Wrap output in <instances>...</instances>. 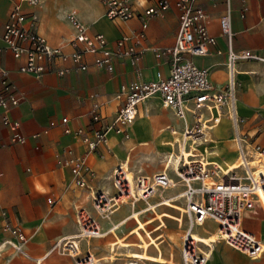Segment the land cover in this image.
I'll use <instances>...</instances> for the list:
<instances>
[{
  "label": "crops",
  "instance_id": "obj_1",
  "mask_svg": "<svg viewBox=\"0 0 264 264\" xmlns=\"http://www.w3.org/2000/svg\"><path fill=\"white\" fill-rule=\"evenodd\" d=\"M16 1L19 0H0V21L7 19ZM144 1L138 0L137 3L142 4ZM20 4L24 12L34 17L37 32L51 47H61L66 52L71 50L70 40L77 31L70 18L74 16L86 27L88 33H102L107 40V47L125 37V46L133 51L131 57L115 58L109 67L103 69L95 68L91 64L93 57L88 55L86 60L90 66L84 71L66 62L69 70L62 76L49 72L36 77L19 70L22 59L14 58L0 39V63L8 70L13 91L24 97L7 113L20 122V132L25 135L23 142H11L9 128L0 122V264H36L37 259H40L37 264H77L75 257L59 256L50 250L56 241L76 233L78 208L90 210L87 199L90 193L99 190L113 192L108 176L119 162L124 158L127 160L129 152L133 157L136 149L140 152L139 155L135 153L137 157L150 160V154L154 151L156 155H161L160 162L163 163L167 153L158 149L155 129H166L168 132L164 138L177 137L180 141L181 130L185 124L190 125L192 119L189 113H186L184 119L176 117L173 111L161 105L158 97H150L138 106L135 119L126 129L127 137L108 130L105 144L98 145L95 152L87 151L86 143L81 138L64 134V125L60 119L67 117L69 128H82L91 139L94 129L100 124L91 120L93 103L99 106L102 122H109L117 106L114 95L121 84L153 79L157 72L166 75L168 58L156 57L151 49L173 45L177 11L173 6L166 12L148 17L144 37L139 38L141 23L137 17L111 20L106 17L104 6L99 0H37L34 5L21 0ZM200 5L208 15V32L216 42L208 47L207 55L194 56L192 61L197 66L208 68L213 85L222 86L227 79L225 63L228 39L222 34L219 18L229 7L231 45L234 51L251 50L264 56V0H229V4L223 0L215 4L209 0H200ZM144 47L150 49L143 50ZM235 69L238 82L236 108L245 119L240 129L252 134L259 124L257 113L264 116V62L239 60ZM50 121L54 125H50ZM207 136L210 141L198 149L200 152L205 149L206 157L218 161H232L236 158L237 151L232 140L233 125L229 118L223 116L208 131ZM128 141L134 143L133 147L127 146ZM144 141L151 145L139 144ZM255 141L264 145V135H258ZM174 143L176 153L178 141L174 140ZM64 148H70L85 157L91 170L87 174V187L76 186L69 169L62 165ZM139 161L140 166L132 169L133 173L151 176L166 170L170 176L175 175L171 168H164L165 162L163 169L157 170L156 157L153 166L156 171L150 174L148 168L141 166L144 161ZM183 189V185L177 183L157 194L162 201H183L179 196ZM84 193L87 203L81 205L79 202ZM127 204H121L120 209L115 210L116 214ZM158 207L162 210L167 208L161 204ZM132 208L122 216L124 219L134 210V205ZM146 212L154 213L147 210L140 215ZM241 225L259 239L263 247L260 255L249 257L242 251L216 241L207 264H264L262 207L256 204L246 210ZM9 227H17L24 232V248L28 257H10L9 247L4 243L12 238ZM92 245L97 249L100 246L98 240H93Z\"/></svg>",
  "mask_w": 264,
  "mask_h": 264
},
{
  "label": "built area",
  "instance_id": "obj_2",
  "mask_svg": "<svg viewBox=\"0 0 264 264\" xmlns=\"http://www.w3.org/2000/svg\"><path fill=\"white\" fill-rule=\"evenodd\" d=\"M26 1L31 5L37 3V0ZM99 1L104 6L106 17L111 20L137 17L141 23L139 38L144 37L148 17L175 7L177 30L173 45L151 49L156 57L168 58V73L161 75L157 72L153 79L121 84L114 95L117 106L109 122H102L103 116L99 112V106L93 103L91 120L100 124L94 129L91 139L82 128H69L68 118L65 116L60 119V123L64 125L63 133L81 138L86 143L87 151L95 152L98 145L105 144L108 130L127 137L126 129L135 119L138 106L153 96L158 97L161 105L173 111L178 118L184 119L186 113H189L192 123L185 124L181 130L178 155L174 158L164 157V168H171L175 180L166 170L151 176L133 173L128 177L118 165L109 176L117 194L109 195L104 190L92 193L93 211L98 216L107 217L125 198H130L132 203H135L181 183L184 189L179 196L185 201L184 213L189 222V230L182 239V264H207V248L192 239L191 230L195 226H203L208 219L216 224L218 241L246 253L249 257L260 255L263 249L259 239L241 225V218L246 210L256 204L264 210V145L255 141L258 135H264V116L257 113L259 124L252 134L240 129L245 119L238 114L236 108L238 82L235 77V65L239 60L264 62V56L251 50H233L228 7L219 18L222 34L228 39L225 63L227 79L224 85L215 86L210 81L208 68L197 66L192 61L194 56L207 55L208 47L216 42L208 32L209 19L200 5V0H145L142 4L137 3L138 0ZM209 1L215 4L219 0ZM223 1L229 4V0ZM20 2L21 0L14 2L7 19L0 21V39L14 58L22 59L19 67L22 72L36 77L49 72L62 76L69 70L66 62L82 71L88 69V55L93 57L91 64L97 69L109 67L115 58L133 55L132 49L125 46V37L107 47V40L102 33H88L86 27L74 16L70 18L77 31L70 40L71 50L66 52L61 47H51L37 32L34 17L23 11ZM23 98L13 91L12 83L8 79V70L0 63V122L9 128L11 142L25 140V135L20 132V122L7 113ZM188 103L190 105H187ZM223 116L232 122V140L238 159V167L227 171H222L215 163H206L205 149L198 152L200 146L210 141L208 131L216 126ZM49 124L54 125V122L50 121ZM183 151H186V156ZM191 151L194 154L189 155ZM62 153V165L69 169L74 184L80 188L87 187V174L91 170L85 157L70 148L62 149ZM210 179H213V182ZM76 223V233L56 241L50 251L57 252L59 256L75 257L77 264H88L92 254L87 250L80 256V241L85 240L87 244L90 239L99 238L104 233L94 213L84 207L78 208ZM8 230L12 238L4 243L9 247L10 257H28L24 248V232L17 227H9ZM36 262L39 263L40 259Z\"/></svg>",
  "mask_w": 264,
  "mask_h": 264
},
{
  "label": "rangeland",
  "instance_id": "obj_3",
  "mask_svg": "<svg viewBox=\"0 0 264 264\" xmlns=\"http://www.w3.org/2000/svg\"><path fill=\"white\" fill-rule=\"evenodd\" d=\"M166 132L168 131L161 133L158 137H161L162 139H170L171 141H173L174 140L173 137L164 138V135ZM156 136L157 134L155 130V138ZM133 144L134 143L132 141L127 142L128 147H130ZM148 145L150 146L151 144L149 143ZM173 145L174 146L170 144H163V145L159 144L158 149L160 151L164 150V153H167V155H169L172 152H175L174 151L175 143ZM144 150L148 151V149L146 148ZM133 152H134V156L132 157V161L129 162L128 164L130 169H134V170L137 169L140 166L139 160L141 161L143 160L144 162L141 164V166L143 168H148L150 170L149 171V174H150L153 171H156V168L155 169L153 168L155 157L158 161L157 170L163 169L164 162L163 163L160 162L161 155H156L154 151H152L150 154V160H145V159H141L142 157H137V155H139L140 152L136 149ZM135 153L137 155H135ZM134 175H136V173H134ZM172 177L174 180L176 179L175 175L173 174H172ZM108 193L109 195H116L117 190L113 187V192H108ZM157 193L159 192H156L154 196L148 197L146 200L140 199L138 201H135V203H132V200L130 198H127V200L130 201L129 204L124 205L122 207L121 212H119L118 214H116V211L109 213L108 215L109 218L98 216L95 214V212L92 209V194H90L89 198H87L89 199V202H90L88 208L96 216L98 223L100 225L101 231L102 233H104V235L99 238L90 239L87 244L85 240L80 241L79 243L80 256H83L85 252L89 250L90 253L93 255V257L99 260L94 264H128L130 259L134 256L140 258L146 264H182V260H181L182 239L185 233L189 230V222L187 219V215L184 213L186 209H185V201L183 198H181L180 200H183L184 204H183V201H175L177 204H179L182 207V210H183L182 211L183 217H182L181 223L177 225V223L174 220L164 217L165 225L161 226L159 230L157 231V232H160L161 241L159 244L155 245V250L152 246L149 247L148 251L146 250L144 242L141 237L142 231L140 230V227L143 221L146 220L148 217L155 215V213L146 212V213L141 214L140 217L137 216L134 218H129L128 216L127 218H125L127 220H125V222L123 223L124 225H121L119 229L112 231V229L123 219L122 216H124L131 209H133L132 205H134V208H135L134 210L139 211L147 207L148 203L152 204V203L162 201V199L158 197ZM85 195L86 194L84 193L82 200H80L79 202V203H82L81 205H86L87 203L86 202L87 199ZM161 211H168L172 214L177 213L176 210L169 208V207L163 210L160 209V207H158L157 212H161ZM158 223H159V220L154 219L152 222L148 223L146 227L152 228ZM215 228H216V224L212 220L208 219L205 221L203 226H195L192 230L197 231L201 235L207 236L211 232H214L216 230ZM93 240L99 241L100 246L98 247V249L92 245ZM105 241L106 243H104ZM103 243H104V246L102 245Z\"/></svg>",
  "mask_w": 264,
  "mask_h": 264
},
{
  "label": "bare ground",
  "instance_id": "obj_4",
  "mask_svg": "<svg viewBox=\"0 0 264 264\" xmlns=\"http://www.w3.org/2000/svg\"><path fill=\"white\" fill-rule=\"evenodd\" d=\"M147 117H148V115H147ZM161 129L160 128L155 129L156 130V134H157V136H156V143L158 145L159 144L160 145L170 144V145L174 146L173 145L174 144V140L176 142L177 141L179 142V140H178L177 137H175L173 141H171L170 139H162L161 137H158L161 133H163V132L166 131V129H164V130H161ZM169 134H170V132H169ZM139 144L140 145H142V144H144V145L147 144L148 145L149 143H148V141H144V142H141ZM133 145H131V146L133 147ZM183 152H184V155L186 156L187 155L186 151H183ZM191 154H194V153L191 151V152H189V155H191ZM176 155H178V153L172 152L171 154L167 155V158H174ZM127 157H128L127 160L125 161V158H124L121 162H119V165H120V167H122L124 169V171L127 174V176L130 177V175L133 174V170L130 169L129 168V165H128L129 162H131V160H132V158H131L132 156H131V153L130 152H129V155ZM145 157H147V156H145ZM204 161L206 163H215V164H217V166L222 171H227L228 169L238 167V159L237 158H235L232 161H225V160L224 161H218L217 159H214V158L209 159L208 157H205ZM210 181L213 182V179H210ZM90 194H92V193H90ZM129 202L130 201H128L127 198H125L123 200V203H119L118 210L122 206L121 204H127ZM132 202H133V200H132ZM160 204L163 205V206H166V207H169V208H172V209L176 210L177 213L176 214H172V213H170L168 211L157 212V207ZM160 204H157V203H152V204L151 203H148V206L145 207V208H143L142 211L132 210L130 212V214H129V218H134V217H137V216L140 217V213L145 212L147 210H151V211H153L155 213V215L150 216L149 218H147L146 220H144L143 223H142V225H141V227H140V230L142 231V236L141 237H142V240L144 242V245H145V248H146L147 251H148V249H149L150 246H152L154 248V250H155V245H157V244L160 243L161 236H160V232H157V231L159 230V228L161 226L165 225L164 217L170 218V219L174 220L176 223H180L182 221V217H183L182 211L183 210H182V207L179 204H177L176 202H171L170 200H165L164 202H162ZM132 207H133V205H132ZM100 218H102V217H100ZM154 219L159 220V223L156 224L155 226H153L152 228H147L146 225L148 223L152 222ZM122 220L112 229V231H115L116 229H119L121 225H124L123 223L127 219H124L123 218ZM191 235H192V239H195L196 241H198V242H200V243H202L203 245L206 246V248H207L206 255L209 258L210 253L214 249V243L218 239L217 233L214 231V232H211L209 235L206 236V235L199 234L195 230H192ZM132 258L130 259V261L128 262V264H134V263H136V264H146L143 260H141L138 257H135L134 256ZM97 261H99V260L96 259L95 257H93V255H92V257L90 259V262L88 264H94ZM107 261H108V259H107Z\"/></svg>",
  "mask_w": 264,
  "mask_h": 264
}]
</instances>
